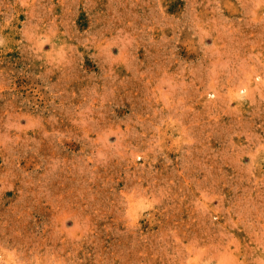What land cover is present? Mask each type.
Instances as JSON below:
<instances>
[{
  "label": "rangeland",
  "instance_id": "rangeland-1",
  "mask_svg": "<svg viewBox=\"0 0 264 264\" xmlns=\"http://www.w3.org/2000/svg\"><path fill=\"white\" fill-rule=\"evenodd\" d=\"M0 264H264V0H0Z\"/></svg>",
  "mask_w": 264,
  "mask_h": 264
}]
</instances>
